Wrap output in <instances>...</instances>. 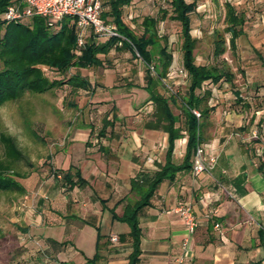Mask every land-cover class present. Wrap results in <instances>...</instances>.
<instances>
[{"label":"crops","instance_id":"crops-1","mask_svg":"<svg viewBox=\"0 0 264 264\" xmlns=\"http://www.w3.org/2000/svg\"><path fill=\"white\" fill-rule=\"evenodd\" d=\"M224 1L243 14L244 22L231 54L236 63V71L230 64L233 78L208 81L199 91L210 92L212 109L204 120L202 142L206 157H216L213 169L194 175L193 154L186 162L188 134L180 97L186 95L190 79L181 50L177 60L169 39L159 32L160 19L157 30L167 39L172 61L152 85L141 58L120 41L97 53L99 64L70 68L68 77L86 86L67 83L74 98L65 106L78 117L59 114L63 129L53 164L70 172L71 178L52 172L32 176L21 196L22 234L41 246L43 255L58 264H130L133 238L122 216L169 162L189 166L169 170L139 209V251L133 264H174L185 240L188 264H264V0ZM135 3L116 6L105 0L102 17L117 28L116 6L120 19L139 33L147 15L135 29ZM108 41L90 34L85 44ZM176 85L182 87L174 90ZM153 94L168 100L178 96L176 104L168 101L178 131L173 140L169 119L159 111ZM179 200L192 206L197 222L192 234L173 211ZM112 235L118 236L117 242L110 240Z\"/></svg>","mask_w":264,"mask_h":264},{"label":"trees","instance_id":"trees-1","mask_svg":"<svg viewBox=\"0 0 264 264\" xmlns=\"http://www.w3.org/2000/svg\"><path fill=\"white\" fill-rule=\"evenodd\" d=\"M9 1L0 0V14ZM130 1L113 0V4L116 6L129 4ZM211 1L218 4V0ZM168 2L172 19L180 25L182 66L190 79L186 95L180 97L188 134L187 162L189 156L194 153L196 145L204 139L202 131L204 120L212 109L208 105L210 92L208 90L199 91L207 81L217 83L222 79L231 80L233 78L234 73L231 65L220 57L227 50L231 51L233 56L234 39L241 31L240 27L244 22V16L241 12L236 11L230 2H223L224 26L222 29L215 28L212 31V56L218 61L200 64L196 62L195 49L198 40L191 33L190 17L191 13L196 10L197 1L168 0ZM116 6L114 19L119 36L111 38L107 44L100 46L93 43L85 44L80 53L75 51L76 28L69 18L63 19L58 29H52L39 16H34L30 22H5L0 17V107L5 103L18 101L26 93L42 94L61 86L64 83V75L72 66L87 67L91 64H99L97 53L105 52L107 45L116 44L118 41L130 49L136 57L141 58L151 85L159 81V78L168 71L172 61V53L168 48L167 39L157 30L158 21L167 16V10L161 9L159 16H144L140 24V32L137 33L120 19V11L116 9ZM42 66H45L49 73H55V77H49L43 71ZM152 73L156 74V77H152L155 76ZM60 75L62 77L58 78ZM65 83H69L73 88L86 86L84 81L75 76L67 77ZM153 98L159 111H162L164 117L169 119V135L170 140H173L178 135V131L173 127L176 116L171 113L168 101L176 104L178 96L174 94L168 100L162 95L153 94ZM193 109L199 111V118L192 112ZM107 121L104 120L103 123L106 124ZM0 144L3 147V155L0 156V193L11 194L13 198L22 196L26 190L16 177L24 176L13 170V162L20 160L23 153L13 137L4 131L0 132ZM188 166L186 163L184 166L176 167L168 162L156 174L142 198L133 206L126 208L122 218L130 226L134 245L130 264L135 262L139 251L140 228L137 220L139 209L147 204L153 190L167 176L169 170ZM51 172L60 173L63 178L68 180L71 178V173L68 171L52 169ZM49 242L54 243L53 240H49Z\"/></svg>","mask_w":264,"mask_h":264},{"label":"rangeland","instance_id":"rangeland-1","mask_svg":"<svg viewBox=\"0 0 264 264\" xmlns=\"http://www.w3.org/2000/svg\"><path fill=\"white\" fill-rule=\"evenodd\" d=\"M196 1V10L190 15L191 33L198 40L195 49L196 62H216L218 60L212 56V31L224 26V0H220L219 5L211 0ZM135 5L138 14L135 17L137 22L133 25L135 29L142 16L159 15L160 8L168 10L167 17L159 23L158 28L159 32L169 39L170 49L177 59L180 55V25L171 17L168 0H136ZM221 58L227 60L236 71V63L229 50ZM123 60L125 61L124 58ZM72 70L69 69L64 75V83L61 86L42 94L26 93L18 101L8 102L0 107V132L4 131L12 136L23 153L20 160L13 162V170L24 176L16 177L22 185L32 180V176L38 178L39 175L48 174L55 169L53 156L54 151L58 150V134L62 133V127L58 126L59 114L64 118L78 117L75 111L71 113L65 106L66 100L74 98L65 83ZM44 72L51 78L55 77V73ZM61 77L62 75L58 78ZM178 87L182 85H176L174 90ZM2 155L3 147L0 144V156ZM12 196L0 193V264H58L55 258L43 255L38 250L41 246L25 239L19 218L22 208L21 196Z\"/></svg>","mask_w":264,"mask_h":264},{"label":"built area","instance_id":"built-area-1","mask_svg":"<svg viewBox=\"0 0 264 264\" xmlns=\"http://www.w3.org/2000/svg\"><path fill=\"white\" fill-rule=\"evenodd\" d=\"M105 0H12L1 14L5 22H30L34 16L43 18L46 25L52 29H58L63 19L69 18L76 28V52L80 53L85 46L86 37L90 34L97 40L108 41L119 36L113 23L107 22L102 17L103 3ZM43 71H48L42 66ZM208 82V81H207ZM205 82V83H207ZM196 117L200 113L193 109ZM256 133H254L255 135ZM206 144L201 142L195 147L191 172L198 175L209 172L216 163V157H206ZM173 211L180 216L189 234L194 232L197 225L192 206L189 202L179 200L173 207ZM215 227H219L216 223ZM112 242L118 241L117 235L110 236ZM188 240L182 244V252L174 257V264H188L187 246Z\"/></svg>","mask_w":264,"mask_h":264}]
</instances>
